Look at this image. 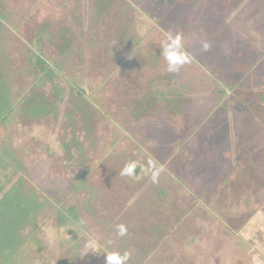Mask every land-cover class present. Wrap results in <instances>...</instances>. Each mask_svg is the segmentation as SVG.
I'll use <instances>...</instances> for the list:
<instances>
[{"label": "rangeland", "instance_id": "obj_1", "mask_svg": "<svg viewBox=\"0 0 264 264\" xmlns=\"http://www.w3.org/2000/svg\"><path fill=\"white\" fill-rule=\"evenodd\" d=\"M208 3L204 16L202 4L183 6L176 0H13L0 4L3 15L17 10L16 18L5 17V23L14 28L19 22L15 40L11 36L8 41L5 30L0 29V72L9 80L12 101L31 86L35 79L32 68L39 64L38 59L61 67L62 75L54 79L63 88L58 114L46 109L30 115L25 100H18L11 104L14 108L8 119L0 122V151L5 153L0 179L7 183L4 190L16 184L17 195L29 197L20 203V198L14 200L10 207L15 209L0 222L2 229L11 223L6 232L11 230L13 241L21 243L3 250L9 251L8 264H106V255L116 251L111 245L117 236L116 225L121 223L128 228L119 248L120 253H131L127 264H149L145 254L154 251L164 214L173 213L172 222H178L185 206L200 203L202 197L204 203L214 196L218 200L216 194L209 196L207 188L216 185L213 176L219 169L214 170L213 164H218L222 155L240 160L251 153L262 156L258 168L264 172V75L256 77V67H234V59L227 60L230 55L216 53L221 32H217L218 27L226 32L227 26L253 30L264 26V0ZM30 9L33 15L26 21L23 15ZM192 14L193 19L187 16ZM62 26L67 28L70 45L60 51L62 41L57 31ZM189 26L200 37L194 48L199 59L185 64L178 73L168 72L161 42L169 32L175 34L177 28L184 32ZM204 26L208 29L202 35ZM250 34L253 39L249 38L251 44L245 54L248 62L264 46V40L259 42L258 35ZM202 37L213 49L207 52L209 61L201 53ZM89 39L95 42L93 47ZM204 62L209 65L202 66ZM77 83L83 84L84 102L79 109L69 98L71 86ZM37 87L43 90L45 100L57 99L49 83L33 85L34 90ZM31 94L36 92L29 90L30 98ZM2 105L7 109L9 102L4 100ZM71 108L76 112L75 134L82 140V155L71 141V117L65 115ZM159 144L166 148L160 150ZM149 160L160 169L156 184L148 170ZM129 162L137 164L135 178L120 175ZM183 165L192 176L209 171L210 185L203 189L193 179L185 183L180 176ZM227 165L229 168L230 163ZM206 166L210 168L205 170ZM220 169L225 170L223 162ZM261 181L253 184L254 189L260 188L255 184ZM255 198L256 206L264 201L263 195ZM28 204L31 209L20 222L19 208L23 210ZM255 213L242 208L239 213L228 211L225 218L237 227ZM105 216L116 221L105 225ZM180 220L178 233L174 229L171 240L189 234L190 224ZM194 220L201 224L199 217ZM180 241L183 238L177 239V246ZM205 241L195 239L193 249L199 246L203 252ZM241 247L243 244L233 249L237 252ZM177 250L181 252L177 247L167 252L169 260ZM212 253L221 255L222 264L238 263L227 251ZM241 264L248 261L244 259Z\"/></svg>", "mask_w": 264, "mask_h": 264}, {"label": "crops", "instance_id": "obj_2", "mask_svg": "<svg viewBox=\"0 0 264 264\" xmlns=\"http://www.w3.org/2000/svg\"><path fill=\"white\" fill-rule=\"evenodd\" d=\"M100 0H95L96 2H99ZM183 2V6L187 4H193L195 2H198L199 4H202L201 10L202 14L204 16L205 11H208L209 4L208 0H176V2ZM12 3L13 0H0L1 3ZM41 3L48 2V0H40ZM93 9V8H92ZM91 9V10H92ZM3 12V11H2ZM0 12V29L2 27L3 30H5V33L7 35V40L9 41L10 37H17V33L15 29L18 27V21L17 23L14 24V28L10 27L7 23H5L4 18L9 17L10 19H15L17 15V10L14 12L12 10L8 11L7 16L3 15V13ZM92 13V12H91ZM33 15V10L30 9V11H26L24 13V18L26 21L28 19H31ZM96 15V14H95ZM194 17V14L187 15ZM206 21V20H205ZM4 26H3V25ZM264 24V21H263ZM232 27V26H231ZM262 28L258 27L255 30L251 27L250 29L248 28H240V27H226V32L223 30V27H218L217 32L221 31L218 33L219 35V42L217 43L218 47H216V53L218 56L219 54L224 55L225 57H228L227 60L229 59H234V67L235 66H248L250 68L256 67V77L262 78L264 75V46L259 47L258 50L254 53L255 57L253 58L252 62H248L249 57H247L245 54L249 50V45L251 44L249 38H251V34H254L257 36L259 42L263 41L264 39V26H261ZM62 28H64L62 26ZM61 28V29H62ZM220 28V29H219ZM202 31V35L205 31H207L208 27L204 26ZM219 29V30H218ZM62 30H58V34ZM175 34L179 33L182 34L186 37H184L185 41V50L188 52V54L191 56L192 60L194 61L195 59L198 58V54L194 53V48L196 42H199V36L198 33H195L194 29L192 26H189L186 30H179V28L175 29ZM19 39V37H18ZM253 39V38H251ZM22 42L27 43L24 41L22 38L20 39ZM90 43L89 45L93 47V44L95 43L92 39H89ZM77 42V40H76ZM80 44H82L81 40H78ZM204 38L202 37L200 40V43L203 45ZM84 43V42H83ZM216 45V46H217ZM80 47V46H79ZM256 48H258L255 45ZM85 48V47H84ZM200 48V47H199ZM261 48V49H260ZM196 49V48H195ZM203 49V47H202ZM209 50H213L211 47ZM190 51V52H189ZM193 52V53H192ZM208 51H202L201 53H205V59H208L209 57L207 53ZM228 54V55H227ZM160 58V54H158ZM207 61V60H206ZM207 66L209 63H203L202 66ZM262 68V70H260ZM160 148V150H163L166 148V145L163 146L159 144L157 146ZM260 157H254L249 155L248 160L246 159H237L236 157H231V156H226L222 155L221 160L218 161V164H213V169H219L218 173L213 176V179L216 180L214 186L211 188H207L205 186H209L211 182V174L208 171V173H202L198 174L195 176H192L191 173L189 172V169L187 168V165H183L181 168L182 174L180 175L181 178H183L186 182L189 183V179H193L195 181V184L198 186H201L203 189L207 188V192L211 195H217L218 200L214 197H211L209 200V203H204L203 197L201 198V202L198 204H195L194 206H185L184 207V222L181 223H188L190 224L187 225L188 229L190 230L187 236L183 237H178V238H184L182 242V249H185L184 253H179V254H174V258H171L169 260L168 258L171 256L167 252L169 244L174 243L175 240H171L170 236L174 232L178 233L177 229L179 228V223L178 222H172V218L174 217L173 213L168 216V214H164L162 216L161 225L163 226L161 230V236L158 235L159 239L156 241L153 249L154 251L148 256L145 254V258H150L153 257V264H175L178 262L176 261L177 259H183L185 261V264H197L200 261V264H204L205 261H209V264L211 262L214 264H222V257L220 254H213V250H219L224 246V242H226V237L227 234L232 233L236 238L239 240V243L241 245L243 244V247L239 248L237 251V261L236 264H241L244 259L248 261V264H264V201L259 203L258 206H256L257 199L255 196L258 195H263L264 196V172H260L258 166L260 163ZM217 162V161H216ZM223 162V168L225 170H221L220 167L222 166ZM261 162L264 163V161L261 160ZM233 163V166L229 165V168L227 164ZM205 170H208L210 167L206 166ZM246 168V170H243ZM262 180L260 183L255 184L256 188L258 187V184L260 185V188L254 189V183L258 180ZM213 182V180H212ZM107 190V189H106ZM185 193H189L185 191ZM183 194V193H182ZM225 196V197H222ZM231 196V197H229ZM238 196L239 198H237ZM253 196V197H252ZM228 197V199H226ZM221 198V199H220ZM233 201V202H232ZM232 202V203H231ZM230 203V204H229ZM234 205L233 208H231V205ZM237 206V207H236ZM253 206V207H252ZM252 209L256 210V213L254 215V218L246 219L237 224H239L237 227L232 225L231 220L229 222L228 219L225 218L226 214L229 212H235L239 211L241 209ZM183 209V208H182ZM181 209V210H182ZM180 210V209H179ZM260 212V213H259ZM169 213V212H167ZM231 214V213H230ZM232 215V214H231ZM233 217L234 214L232 215ZM195 217H199L201 224H195ZM236 218V217H235ZM231 219V218H229ZM238 219V218H237ZM231 227V231L228 229ZM233 228V229H232ZM160 231V230H159ZM216 234V238H215ZM195 239H206L205 241V249L202 252L199 249V246L196 247V249H193ZM217 240H219V245L214 246V244H217ZM163 245H166L167 249H163ZM213 248V249H211ZM243 248L248 249L250 252L248 253V258L246 257L247 253L245 254ZM171 250V249H170ZM201 251V252H200ZM212 251V252H211ZM153 254V255H152ZM198 256L194 257L193 256ZM151 259V258H150ZM150 259H148V262L150 264ZM175 261V262H174ZM215 261V262H214ZM246 263V262H245Z\"/></svg>", "mask_w": 264, "mask_h": 264}, {"label": "trees", "instance_id": "obj_3", "mask_svg": "<svg viewBox=\"0 0 264 264\" xmlns=\"http://www.w3.org/2000/svg\"><path fill=\"white\" fill-rule=\"evenodd\" d=\"M61 30L62 31H60V33L58 34L59 37L61 38V41H62L60 44L59 50L63 51L64 49L67 48L68 44L70 45V42H69L70 37L66 35V32H67L66 27L62 28ZM28 40H30V39L28 38ZM38 60H39V64L36 66V68H34V69L32 68L31 73L35 74V79L32 81L31 86L22 92V94H23L22 97H18L17 100L15 99L14 101H12L13 99L11 98L10 93L8 94V92L11 89V86L9 85V83L7 84V81H9V80L5 76H3L0 72V98H1L0 104L2 106L0 109V122L8 119V113L11 112L12 109L14 108L11 106V104L13 103V105H14L15 103L18 102V100L19 101L25 100L26 111L30 115L39 114L41 112H44L43 110H46V109L49 110L50 112L53 111V113H55L54 115L58 114V111L56 112V108L59 107V102H61L63 100V96H62L63 88L58 84V82L54 79V77L56 75H60V76L62 75L60 73L61 67L59 65H56V63L53 61L47 63V61L45 62V59H38ZM58 72L60 74H57ZM47 83H49L51 85V87L56 91L55 96H57V99L53 100L52 102L49 100H45L46 98L44 97L43 90H41L40 88L38 89V87H37V90L33 89V85H39V84L44 85ZM82 85L83 84H81V83L80 84L77 83V84H73L71 86L73 88V90H72L71 96H69V98H70V100L72 99L75 101L74 107L76 109L80 108V105L82 104V101L84 100V98L81 94V92L83 90ZM29 90H30V93H32L33 91L36 92L35 95L31 94V98L28 96ZM24 92H26V94ZM39 94H40V96H39ZM26 99H27V101H26ZM85 99H86V96H85ZM4 100L9 102V105H7V109L6 108L4 109L5 106L2 105ZM90 101H92V100L91 99L89 100L87 98V102H90ZM90 103H89V105H90ZM74 109L71 108L70 111L66 110L65 115H68L69 117H71L70 118V122H71L70 128L72 129L71 141L76 146V148H78L80 150L79 155H82L83 150L81 148L83 146V143H82V140L78 139L77 134H75L78 131V129L75 125L76 122H74L75 121L74 117L76 115V112ZM80 113H81V111H80ZM83 115H84V113H83ZM119 138H121V137H118L116 139V141L120 140ZM123 141H121V142H123ZM64 149L69 155L71 154V152L69 151V148L66 146V144H64ZM11 153H12V151H11ZM4 157H5V153H2L0 151V162H1V159L3 160ZM147 177L148 176L144 177V179H146ZM15 185L16 184L12 185V187L9 186L7 188V190H4L5 186H7V183L1 181V179H0V222L5 221L7 219V215L12 213L13 209H15V208L10 207V204H13L14 200H17L18 198H20V200H19V203H20L21 201L24 202L23 199L25 196L27 198H29L27 195H25L24 197H22V196L19 197L17 195L18 191L17 192L15 191ZM89 206H91V205H89ZM18 208H19V205H18ZM30 209H31V206H29V204L23 210H21L19 208L20 215L22 216L20 222L22 221L23 217L27 215L26 212H28V210H30ZM105 217L106 218L102 219L103 222L105 221L104 222L105 225L106 224L109 225L113 221H116L111 217H107V216H105ZM182 218H184V214H182V217L180 219H182ZM180 219H179L178 223L181 221ZM10 226H11V223H10ZM10 226H5V228L2 229V226L0 225V251L6 250L7 248H9L10 247L9 245H11L12 243L13 244L15 243L14 245L17 247L21 244L20 242H17V240L13 241V239L11 237L12 236L11 230L9 232L10 234L6 232V231H8ZM114 237H115V239L112 240V241H114V244L111 245L114 248H112V247H110V248L115 249L118 252H121L122 250L120 249V251H119V248H122L121 245L123 242V237H118V236H114ZM226 238H227V241L224 242V246L222 248H220L219 250L223 251L224 253H225V251H227L228 256L231 257L230 259L233 260L232 258H235L238 256L237 252L233 248H234V246L237 247L238 245H241V243H239V240L235 239L236 237L234 235L232 236L231 233L228 234V236ZM177 239L181 240L182 238H177ZM177 239L174 241V243L169 244L167 251L172 252V248L177 247V249H181V252H178V250H177L178 253H180V254L184 253L185 249H182V247H183L182 243L183 242L180 241L181 246H180V244L177 246V244H176ZM183 240H185V239L183 238ZM9 242H10V244H9ZM103 248L106 249L105 246H103ZM94 250H95V248H94ZM6 252H8V253L6 254ZM6 252L3 251L4 254L0 255V264H8V261L11 259V257L9 256V251H6ZM174 253L178 254V253H176V251ZM148 254H150V253H146V256H148ZM194 257H195V255L193 256V258ZM147 259H150V258H147ZM150 261H151V259H150ZM176 261L178 262V264H185L184 258L183 259H177Z\"/></svg>", "mask_w": 264, "mask_h": 264}, {"label": "clouds", "instance_id": "obj_4", "mask_svg": "<svg viewBox=\"0 0 264 264\" xmlns=\"http://www.w3.org/2000/svg\"><path fill=\"white\" fill-rule=\"evenodd\" d=\"M203 50L208 51L211 47L210 43L203 42ZM161 55L167 61V71L171 73H178L180 69L192 61L191 56L184 48V37L182 34H173L169 32L164 41L161 42ZM137 164L136 162H129L121 170L120 175L135 178ZM148 170L151 174V179L154 184L159 182L160 169L154 161H148ZM81 223H84L81 221ZM117 236L124 237L128 234V228L125 224L121 223L116 225ZM131 253L124 251L111 252L106 255V264H127L130 259Z\"/></svg>", "mask_w": 264, "mask_h": 264}]
</instances>
